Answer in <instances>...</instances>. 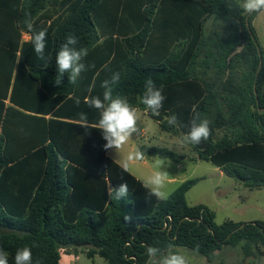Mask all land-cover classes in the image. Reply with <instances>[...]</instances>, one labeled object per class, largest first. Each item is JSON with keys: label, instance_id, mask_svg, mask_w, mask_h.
I'll return each mask as SVG.
<instances>
[{"label": "trees", "instance_id": "16d2710c", "mask_svg": "<svg viewBox=\"0 0 264 264\" xmlns=\"http://www.w3.org/2000/svg\"><path fill=\"white\" fill-rule=\"evenodd\" d=\"M239 3L11 0L19 37L17 23L27 15L36 31L47 29L44 59L30 41L17 43L14 52L20 53L18 67L29 68L24 89L33 91L40 82L43 96L31 100L51 113L24 115L15 109L12 116L7 108L3 115L0 100V248L8 252L9 264L25 246L31 248L33 264H60L62 252L98 255L107 264H148V247L162 253L169 245L188 248L208 262L223 247L239 246L245 259L260 264L264 221L217 224L208 206L187 202L197 178L160 201L107 155L101 130L59 120L81 119L84 113L95 125L99 114L84 98L90 89L89 95L102 96V82L119 72L114 95L147 111L168 132L187 134L194 110L199 112L211 121V135L192 144L198 159L248 188H264V58L252 26L258 13H245ZM211 18L209 35L206 22ZM68 34L77 37V48L88 49L82 60L88 67L75 84L65 74L57 86L55 58ZM149 78L163 87L158 116L140 103ZM48 114L53 118L45 119ZM172 115L176 126L167 122ZM221 129L225 133L217 137ZM138 150L145 158H184L164 147L142 145ZM122 183L128 184L126 197L119 201L107 195L109 184L115 188Z\"/></svg>", "mask_w": 264, "mask_h": 264}, {"label": "clouds", "instance_id": "9594fccd", "mask_svg": "<svg viewBox=\"0 0 264 264\" xmlns=\"http://www.w3.org/2000/svg\"><path fill=\"white\" fill-rule=\"evenodd\" d=\"M239 7L248 14L264 12V0H241ZM17 27L21 31H27L30 34V42L33 44L34 51L40 59L45 58L47 29L43 28L39 31L34 29V22L30 15L25 16L22 21L17 23ZM78 39L74 34H68L65 42L60 46L55 64L57 67V75L54 83L59 86L62 78L67 74L68 82L75 84L83 71L87 67L82 60L88 55L86 47L77 48ZM120 80V73H113L110 80L102 82L101 87L103 93L101 95H89L84 98V103L90 109H95L99 114L98 122L95 129L102 132V138L106 141L104 149H115L117 153L124 148L125 145L132 140L134 134L138 135L141 131V116L137 107L129 103L126 97L114 95L113 85ZM144 93L140 99V103L145 106V110H150L153 115H159L163 107L165 96L163 95V87H157L154 81L149 78L145 81ZM91 92V89L89 90ZM69 99H72L70 96ZM80 99L76 98L75 103L80 104ZM81 119L78 125L87 128V115L81 113ZM169 125H177V117L172 115L167 118ZM211 121L202 118L199 112L194 110L191 120L190 130L187 134L182 135L181 144L198 145L202 141H207L211 135ZM144 160L145 154L137 150L134 154H130L122 161L123 171H129V161ZM170 161L166 157L155 156L151 167L153 169L151 175L142 181V186L149 195L156 197L160 201H166L169 193L166 191L169 173L166 171ZM128 184L122 183L118 187L108 186L107 195L115 200H121L128 195ZM173 246L169 245L171 249ZM159 249L148 247L147 254L150 257H156ZM0 264H9V254L0 248ZM14 264H33L32 251L28 246L17 249L14 256ZM40 264V261H36ZM160 264H189L188 258L181 252L169 251L164 255Z\"/></svg>", "mask_w": 264, "mask_h": 264}, {"label": "rangeland", "instance_id": "374dc122", "mask_svg": "<svg viewBox=\"0 0 264 264\" xmlns=\"http://www.w3.org/2000/svg\"><path fill=\"white\" fill-rule=\"evenodd\" d=\"M213 19L206 22V33L211 35L213 32ZM141 116V131L138 134L141 144L148 146H157L168 148L179 155H183L181 160L182 170L176 172V163L169 160L170 163L166 169L169 177H176L177 180H189L203 177L187 195L189 205L203 204L212 209L216 218L217 224H222L224 221L231 219L233 221H263L264 220V188H248L240 181L228 177L225 174L220 175V170L211 162L199 160L198 163L191 161L190 157H196L197 153L192 144H181L180 139L182 134L171 133L162 130L159 124L139 110ZM225 133L224 129L217 130V137H221ZM144 134L148 136L144 138ZM136 134L132 140L117 153L115 149L109 152L110 158L121 164L122 161L130 154H134ZM154 159V158H153ZM153 159H149V164H143L140 160L132 159L129 161V170L141 178H147L151 175L153 169L151 167ZM172 186V185H171ZM169 186L166 190L172 192L174 187ZM175 186V185H173ZM176 252L183 253L189 261V264H215L220 257L217 255V260L210 263L200 254L183 247H174ZM79 264H94L92 260L83 254H79ZM164 255H157L153 258L151 264H160V260ZM233 264H251L255 262L251 259H245L241 247L231 248L230 255L223 257V260ZM222 260V259H221ZM256 261L264 264V255ZM95 264H107L104 258L96 257ZM218 264V263H217Z\"/></svg>", "mask_w": 264, "mask_h": 264}, {"label": "crops", "instance_id": "0c3cea01", "mask_svg": "<svg viewBox=\"0 0 264 264\" xmlns=\"http://www.w3.org/2000/svg\"><path fill=\"white\" fill-rule=\"evenodd\" d=\"M238 1L241 2V0H238ZM10 2H11V0H0V100L5 105L2 114L4 115L6 113L7 108H11L13 110L11 112L12 116H15V111H14L15 109L22 112L24 115H34L35 114L34 112L51 113L50 109H47L46 111L40 110V107H37L40 105H37L35 102H32V100H31L35 95L41 96V97L43 96L42 92H44V90H43L40 82L34 83V90L33 91H31V90L26 91V89H24V87H26V84L28 82L27 72L29 71V68L27 66H24L23 68L18 67V61H19L20 53H19V51L15 53L14 49H15V46L17 43H19V46H21V44H23L24 42L30 41L31 37L27 31H22L21 36L19 37V33L16 30L15 12H14L13 8H11ZM49 23L50 22H48V24ZM252 26L254 28V31H255L256 37L258 39L259 45L262 49L263 58H264V12L258 13L254 17V19L252 21ZM20 84H22L23 86ZM87 96H89V92H88ZM11 98H13V100H11ZM14 98L15 99L21 98L22 103H20V101L18 102V100L16 101ZM34 106L39 108V110H36ZM56 109L57 108H54V111ZM138 110H140V109H138ZM141 111L144 114H147L150 118H152L147 113V111H144V110H141ZM35 115H40V114H35ZM52 118H53L52 114H48L45 116V119H47V120L52 119ZM73 119H75V120H73ZM26 120H28V119H26ZM59 120L71 121V122H75V123L80 122L79 118H70V119L59 118ZM156 122L160 126V123L158 121H156ZM26 125H27V127H29V121H27ZM88 125L91 127H95L94 124L88 123ZM23 129L26 133L28 128L27 129L23 128ZM171 133L182 134L180 132H171ZM182 135H184V134H182ZM147 136H148L147 134H144V138H146ZM139 140H140L139 136L136 135V142H135L136 143L135 144V150L136 151L138 150V148L140 146L145 145V144H141V142ZM110 150L111 149H109L107 152L108 156H109ZM153 158H155V157H153ZM153 158H145L144 160L141 161V163L149 164L148 163L149 159H153ZM190 159L195 164L199 162V159L197 156L196 157H190ZM131 163L132 162L130 161V164ZM175 163H176V169H175L176 172L181 171L183 168V166L181 164V160L179 162H175ZM121 164H119V165L121 166ZM129 172L141 181H143L145 179V178H141V177L135 175L130 170H129ZM220 172H221L220 175L222 176V174H224V173L221 170H220ZM197 179H198V182H197V184H198L204 178L200 177ZM184 181H186V179L179 181V180H177L176 177H173V178L169 177L168 181H167L166 190L169 188V186L172 185L171 187H174L172 190V192H173ZM173 185H175V186H173ZM172 192H170L169 195ZM189 192L187 193V195L189 194ZM196 205H199V204H196ZM228 220H231V219H228ZM236 222L247 223V222H254V220H251V221L238 220ZM231 248L232 247H230V246H225L220 251H217L215 253L214 261L217 260V255L219 256V254H220V257H219L220 260H218L215 264H217V263L218 264H231L227 261V259H225V261L223 260V257H227L228 255H230ZM235 248H237V247H235ZM175 250L176 249H174V247H173V248H171L165 252L159 253V255H161V254L167 255L169 253V251H175ZM80 254H83L86 256L85 253H80ZM96 257H100V256L96 255L94 258H89V259L92 260L95 264ZM153 258L154 257H150L148 264H151ZM210 263H212V262H210ZM60 264H79V256L78 255L76 256L74 254H68L66 252H62Z\"/></svg>", "mask_w": 264, "mask_h": 264}, {"label": "water", "instance_id": "95a60500", "mask_svg": "<svg viewBox=\"0 0 264 264\" xmlns=\"http://www.w3.org/2000/svg\"><path fill=\"white\" fill-rule=\"evenodd\" d=\"M258 77V73H257V75H256V78Z\"/></svg>", "mask_w": 264, "mask_h": 264}]
</instances>
